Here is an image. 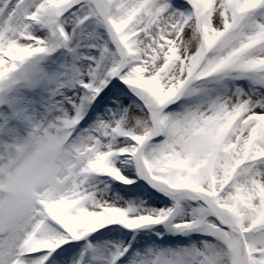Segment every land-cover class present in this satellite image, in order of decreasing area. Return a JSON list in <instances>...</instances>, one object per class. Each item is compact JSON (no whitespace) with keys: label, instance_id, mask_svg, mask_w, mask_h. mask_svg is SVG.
I'll use <instances>...</instances> for the list:
<instances>
[{"label":"snow or ice","instance_id":"6c2138e0","mask_svg":"<svg viewBox=\"0 0 264 264\" xmlns=\"http://www.w3.org/2000/svg\"><path fill=\"white\" fill-rule=\"evenodd\" d=\"M0 264H264V0H0Z\"/></svg>","mask_w":264,"mask_h":264}]
</instances>
